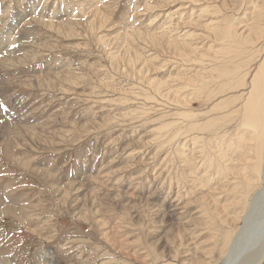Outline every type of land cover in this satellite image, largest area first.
I'll return each mask as SVG.
<instances>
[{"label": "rangeland", "instance_id": "1", "mask_svg": "<svg viewBox=\"0 0 264 264\" xmlns=\"http://www.w3.org/2000/svg\"><path fill=\"white\" fill-rule=\"evenodd\" d=\"M263 59L264 0H0V261L174 264L191 218L220 249L243 186L214 159Z\"/></svg>", "mask_w": 264, "mask_h": 264}, {"label": "bare ground", "instance_id": "2", "mask_svg": "<svg viewBox=\"0 0 264 264\" xmlns=\"http://www.w3.org/2000/svg\"><path fill=\"white\" fill-rule=\"evenodd\" d=\"M254 13H255V11H254ZM254 20H255V18H254ZM253 25H254V23H253ZM228 29H230V28H228ZM227 31H229V30H227ZM259 31L261 32V30H259ZM249 32H250V30L248 31V33ZM246 33H247V31H246ZM225 34L227 35L228 32H224L223 37H225ZM247 35H250V34H247ZM228 36H229V34H228ZM248 37H247V40L249 39ZM225 39H228V38L225 37ZM230 40H231V37H230ZM234 40H232V41H234ZM240 40H241V38H240ZM262 61H264V59ZM235 66L237 67V64ZM238 67H239V64H238ZM239 68H242L241 65ZM237 70L235 68V72L233 71L234 74L233 73L232 74L236 75ZM255 71H256V69H255ZM256 72H257L256 74H258V76L254 77V79L251 81V84H250L251 91H250V93L248 92L249 95L244 100V105L241 106V107H243V108H241L243 110V112L240 115L241 120H239V118H238V117H240V116H238V114H239L238 111L235 113V114L238 113L235 117L238 118V120L241 122L240 124L238 123L241 131H245V130L250 131V133H248L247 138H243V135H240L242 137L241 138L239 137L238 142H236L238 145L237 146L238 148L236 147V149L239 151H242V153L238 152V153H240L239 154L240 157L235 158V160L234 159H228L227 160L225 158L226 152H224L225 153L224 154L223 152L220 151V153H218V155H219L218 157L215 155V157H216L214 159L215 162L212 161L216 165V167H214V174H218L221 172V175L223 176V178H220V179L217 178L218 177L217 175H216L217 177L215 176L216 179H218V181H220V183L221 182L224 183L226 181V179L229 178L228 175L232 174L236 177V185L235 186H237V185L243 186V189H242L240 196H235L234 201L232 203L233 204L232 206H234L235 211L236 210L238 211V209H241L240 212H237V218H222L223 225L229 224V227H227V229L231 228L233 230H232V232L227 233L225 237H222L223 238L222 247L220 249H219L220 246L218 247V244H217L218 236H216L214 234L206 236L207 239L203 243V244H206V247H205V249L202 250V248H200L201 247L200 244H197L196 246H194L190 242V241H192L193 238L189 237L188 234H190V236L193 235L194 233L197 234L198 236L202 235V233H200L196 230V226H197L196 223L198 224L199 227L203 225L206 228L207 226H209V223H211V222L209 221V223H208L205 219H202V218H195V219L191 218L190 220H188L186 227H185L184 223L179 224L175 230L176 233L172 234V242L173 243H171V246H170V248L175 246L174 250L171 251V252H174V253H172L173 255L171 254V256H170L172 258L169 257L170 258L169 261L172 260V263H174V264H215L216 262L215 261L213 262L209 256L214 255L216 253V250H220V255H221V257H220L221 262H219L220 264H264V206L262 204V202L264 201V190H263V187L258 188V186L256 184V181H262V180L264 181V179H263V177H264L263 176V169H264V167H263V165H264V62L262 64L260 62ZM226 73L227 72L225 71V74ZM223 74H224V72L221 74L222 77H223ZM230 78H232V77H230ZM237 79H238V77H237ZM243 82H242V84H243ZM228 83H229V81H228ZM236 84H238V83H236ZM242 84H241V86H243ZM200 88H202V87H200ZM200 88H198V89H200ZM224 107H225V105H224ZM218 109L220 111L219 107H218ZM218 109H215V110H218ZM222 109L220 111L221 113H222ZM241 109L239 111H241ZM215 110L212 109L213 112ZM225 111H227V110H225ZM215 113H216V111H215ZM230 116H232V115H230ZM223 118H225V116ZM227 119L228 118H226L225 120H227ZM212 120H214V119H212ZM229 120H230V118H229ZM229 120H227V121H229ZM227 121H226V124L228 123ZM231 121H234V120H231ZM223 123H225V122H223ZM223 123H222V125H223ZM238 124H236V125H238ZM207 125H209V123ZM205 127H203V129ZM196 129H198V128H196ZM196 129H194L193 131H195ZM216 129L217 128H215L214 132L216 131ZM220 129H222V128H220ZM193 131H191V133ZM218 131H219V129H217V132ZM226 131H225V133H226ZM200 132H202L201 128H200ZM222 134H223V132H222ZM214 135L216 136L217 134H214ZM226 138H228V137H226ZM214 139H215V137H214ZM195 140H194V142H196L198 139L196 141ZM229 141H230V139H229ZM196 144H197V142H196ZM206 152H207V149L205 150V155H206V158H208L207 156H209L208 155L209 153L206 154ZM203 153H204V151H203ZM211 154H213V153H211ZM223 155H225V156H223ZM213 157L214 156H212L211 159H213ZM209 159H210V157H209ZM213 166H214V164H213ZM249 169H252L251 172H249L250 171ZM204 170H206V169H204ZM209 171H211V170L209 169ZM202 177H203V175H202ZM251 178H256V181L252 182ZM237 183H239V184H237ZM252 183H254V184L252 185ZM262 183L263 182H261V184ZM224 185H227V184L220 185L216 189L223 190L222 186H224ZM206 195H207V197H209L210 199L213 200V197L210 196L209 193H205L204 195H201V196L204 197ZM216 202H218V201L216 200ZM211 206H213V205L211 203H209V209L212 208ZM212 210H214V209H212ZM261 211H263L261 213L263 218H253V222H250V217L253 214L259 213ZM211 213H212V211H211ZM194 225H195V228L193 230L191 228ZM242 237L247 238V241L244 244H239V241L241 240ZM183 246L185 247V249L192 251V255H187V254L183 253V251H181ZM195 247H196V249H195ZM195 250H196V252H195ZM199 250H202V251H199ZM207 256H208V259H207V261H205V258ZM40 260H43L45 264H53V258H51V256L47 252L41 253ZM9 261L3 260V261H0V264H10L11 261L10 262ZM168 264H171V262H168Z\"/></svg>", "mask_w": 264, "mask_h": 264}]
</instances>
